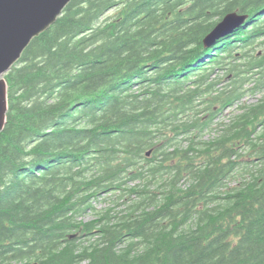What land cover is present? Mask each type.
Returning a JSON list of instances; mask_svg holds the SVG:
<instances>
[{
  "label": "trees",
  "instance_id": "obj_1",
  "mask_svg": "<svg viewBox=\"0 0 264 264\" xmlns=\"http://www.w3.org/2000/svg\"><path fill=\"white\" fill-rule=\"evenodd\" d=\"M5 79L0 264H264V0H74Z\"/></svg>",
  "mask_w": 264,
  "mask_h": 264
},
{
  "label": "water",
  "instance_id": "obj_2",
  "mask_svg": "<svg viewBox=\"0 0 264 264\" xmlns=\"http://www.w3.org/2000/svg\"><path fill=\"white\" fill-rule=\"evenodd\" d=\"M74 0H0V135L7 124L9 88L5 75L19 63L32 41L50 29ZM248 15H226L205 37L212 47L243 27ZM150 152L148 153V156Z\"/></svg>",
  "mask_w": 264,
  "mask_h": 264
},
{
  "label": "rangeland",
  "instance_id": "obj_3",
  "mask_svg": "<svg viewBox=\"0 0 264 264\" xmlns=\"http://www.w3.org/2000/svg\"><path fill=\"white\" fill-rule=\"evenodd\" d=\"M260 98V96H247L245 98V100L249 103H256V101ZM236 110V107L228 109L225 111V115H231L234 111ZM87 219H91V217L87 218Z\"/></svg>",
  "mask_w": 264,
  "mask_h": 264
}]
</instances>
